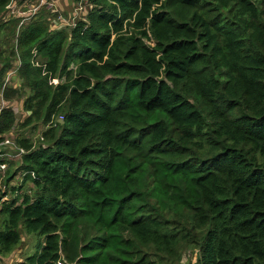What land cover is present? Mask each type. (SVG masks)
Instances as JSON below:
<instances>
[{
  "label": "trees",
  "instance_id": "trees-1",
  "mask_svg": "<svg viewBox=\"0 0 264 264\" xmlns=\"http://www.w3.org/2000/svg\"><path fill=\"white\" fill-rule=\"evenodd\" d=\"M11 1L26 116L1 108L0 145L44 129L0 157V261L24 234L18 264H264V0H72L68 24Z\"/></svg>",
  "mask_w": 264,
  "mask_h": 264
},
{
  "label": "rangeland",
  "instance_id": "rangeland-1",
  "mask_svg": "<svg viewBox=\"0 0 264 264\" xmlns=\"http://www.w3.org/2000/svg\"><path fill=\"white\" fill-rule=\"evenodd\" d=\"M49 3H51V5H49L50 8L53 7L54 11L60 12L62 20L65 21L64 23H71L73 15L75 16V18L76 17L78 18L79 16L83 15L86 9V6L84 4H81V3L77 4L73 2L72 0H48L47 4ZM39 5H40V0H12L9 4V7H8L9 9H7L8 15L13 16V17L23 16V18H26V20L28 21V17L36 12V10L40 7ZM9 10H11L12 12L14 11V13H9ZM51 19L54 20L52 17ZM54 26H57V25L55 24L53 25V27ZM10 48H11V41L8 38L1 37L0 38V56L9 55L8 52ZM13 66L14 67L10 68L7 74L5 75L4 82H6V86L9 85V86H14L17 88L20 86V81L18 80L17 74L14 69L18 67V62L17 61L14 62ZM10 72L12 73L9 74ZM52 82L54 83L57 82V79L53 80ZM26 95H27V91L21 89V87H20V96L15 97L12 101L8 103L3 99L2 95H0V106L3 107L5 104L11 103L10 105L12 108H14L16 118L22 121L26 116V111L23 109V100L26 97ZM43 129H44V125H42L41 122L31 123L27 127L16 126L15 128L11 130V132H9L5 136V138H8L10 143H2V145H0V148L5 151L3 153L2 152L0 153V157L6 158L8 160H13V161L18 160L19 158L18 154L9 153L13 151V149L9 150L10 148L9 146L12 145L11 144L12 141L14 140L13 142H15V138L18 135H22V136L29 138L31 140V143L35 145L37 144L38 142L37 140H39ZM20 180H21V175H18L14 178L13 182L19 183ZM30 186L31 185L27 183L24 189H27ZM0 188L3 189L2 185H0ZM33 247H35V237L33 235L26 236L23 234L22 240L20 244L17 246V249H15L11 254L6 256L8 258L6 261L8 262L12 256H15V258H17L16 256H20L22 258V254H23L22 252H26L27 254L28 252H31ZM189 251L190 250L188 251L185 250L182 253L181 261H180L182 264H194L195 263L196 261L195 253L197 250H194L191 254H188Z\"/></svg>",
  "mask_w": 264,
  "mask_h": 264
},
{
  "label": "built area",
  "instance_id": "built-area-1",
  "mask_svg": "<svg viewBox=\"0 0 264 264\" xmlns=\"http://www.w3.org/2000/svg\"><path fill=\"white\" fill-rule=\"evenodd\" d=\"M48 3V0H40V5L39 6H41V5H46L47 7H49V5H51V3H49V4H47ZM38 6V7H39ZM9 7V5L6 7L7 9H9L8 8ZM35 11V10H34ZM9 13H14V11L12 12L11 10H9ZM65 21L64 20H62V23H64ZM62 23L61 24H58L56 21H54L53 20V23H52V27H53V25H57V26H54V27H61V25H62ZM64 24H68V23H64ZM12 72H10L9 74H11ZM6 84V82H4L3 83V86ZM1 108H2V106H0V110H1ZM3 143H10V141L9 140H5ZM23 151H22V149L21 150H19V153L18 154H20V153H22ZM6 167V165L5 164H0V169H4ZM57 264H61L60 262H58Z\"/></svg>",
  "mask_w": 264,
  "mask_h": 264
},
{
  "label": "crops",
  "instance_id": "crops-1",
  "mask_svg": "<svg viewBox=\"0 0 264 264\" xmlns=\"http://www.w3.org/2000/svg\"><path fill=\"white\" fill-rule=\"evenodd\" d=\"M17 258H15V256H12L11 259H9V261L7 262L6 260L8 259L6 258H2L0 261V264H18L19 261L22 259L20 256H16Z\"/></svg>",
  "mask_w": 264,
  "mask_h": 264
}]
</instances>
